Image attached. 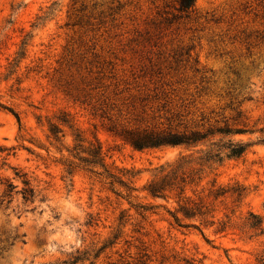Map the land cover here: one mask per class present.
<instances>
[{
  "label": "rangeland",
  "instance_id": "rangeland-1",
  "mask_svg": "<svg viewBox=\"0 0 264 264\" xmlns=\"http://www.w3.org/2000/svg\"><path fill=\"white\" fill-rule=\"evenodd\" d=\"M62 114L86 143L100 145L108 166L132 171L131 203L89 172L62 177L60 145L48 132ZM62 129L65 147L73 135ZM143 130L250 145L185 187L183 196L195 202L196 193L208 210L186 218L173 193L152 198L143 187L159 165L195 158L205 145L136 150L120 136ZM260 131L264 0H194L187 11L178 0H0V147L11 148L0 151V195L15 186L0 203V264H56L114 232L94 264H264ZM22 178L34 189L32 201L21 198ZM212 180L229 192L209 195ZM240 187L245 195L236 199L231 191ZM172 212L186 226H175ZM136 213H148L139 232ZM250 214L262 234L247 227Z\"/></svg>",
  "mask_w": 264,
  "mask_h": 264
},
{
  "label": "trees",
  "instance_id": "trees-1",
  "mask_svg": "<svg viewBox=\"0 0 264 264\" xmlns=\"http://www.w3.org/2000/svg\"><path fill=\"white\" fill-rule=\"evenodd\" d=\"M194 0H178V8L180 11H187L192 8ZM15 117L18 124H20L19 116L16 112L9 110ZM62 126L67 127L72 131V143L65 147H62V140L64 132ZM49 136L55 142H59L60 145L55 146L57 152L62 155V159L59 162L62 165V171L64 178L68 177L71 181V176L74 172L83 170L91 173L97 177L100 181L107 184L108 188L113 191L116 195L131 203V199L135 198L133 191L135 190L131 184V178L134 176L132 171L113 169L108 166L105 162L104 154L101 150L100 145L97 142L86 143L73 127L72 121L62 114L59 118L58 123H50L48 126ZM223 134L230 133L229 130L219 131ZM232 134L237 133H253L254 131L248 129H235L231 131ZM260 135L257 137L256 143L264 144V131H260ZM122 139L127 142L132 148L136 150L142 149H153L163 147H174L183 146L185 148L197 147L205 145V148H197L195 150V158H192L191 154L179 155L173 162L161 164L158 166V173L154 174L153 177L146 183L143 190L146 194L152 198L166 199L171 193L176 198L177 212L186 218L198 217L202 219V216L208 211L202 205L199 200V196L195 193V202H192L188 197L183 196L185 187L187 185L195 184L203 178V173L206 169H211L214 165H220L225 159H237L241 157L250 143L242 141H234L233 139H227L222 142L221 139L217 141H210L207 138V134L199 132H190L189 134L178 133V132H162V131H128L120 134ZM208 141V143H206ZM11 148L0 147V151L9 150ZM65 151V155L63 152ZM195 164V169L191 168L190 164ZM188 166V167H187ZM189 169V170H186ZM188 171V172H187ZM15 175L18 177L17 173ZM23 187L19 190L23 201H32L34 198V189L29 186L26 179L21 180ZM215 180L210 183L209 195L214 198L221 196L229 189H223L220 187H214ZM118 186L120 190H115L114 187ZM15 186L8 183L6 189L0 195V203L4 198L9 197L12 189ZM196 192V191H195ZM231 194L235 195L236 199L242 198L244 188L240 187L232 189ZM141 209L142 212L150 209L152 206L138 205L135 208ZM177 212L170 213L172 217V223L177 227H184L181 223L180 217ZM140 218V224L137 225L135 231L139 232L143 228L141 222L145 221L148 217V213H136ZM250 221L247 222V227L258 234L263 233V227L260 219H257L251 215ZM92 220L85 222L86 225H91ZM123 214L118 217V225H123ZM212 222H210L211 224ZM117 233L114 232L112 235L104 240L98 247H77L64 254V256L58 259L56 264H94L99 258L100 254L109 246L114 243L117 238ZM15 238V237H14ZM12 238V240H14ZM11 244V243H10ZM9 244V245H10ZM142 257V256H141ZM185 264H200L199 261L194 260L185 261ZM136 264H144L142 259H137Z\"/></svg>",
  "mask_w": 264,
  "mask_h": 264
}]
</instances>
